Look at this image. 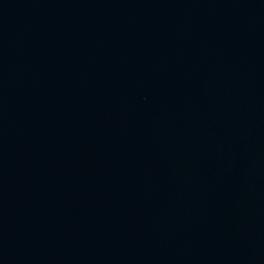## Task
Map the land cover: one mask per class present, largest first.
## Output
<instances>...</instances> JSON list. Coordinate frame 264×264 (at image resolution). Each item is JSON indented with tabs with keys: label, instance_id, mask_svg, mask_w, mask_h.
<instances>
[{
	"label": "water",
	"instance_id": "95a60500",
	"mask_svg": "<svg viewBox=\"0 0 264 264\" xmlns=\"http://www.w3.org/2000/svg\"><path fill=\"white\" fill-rule=\"evenodd\" d=\"M0 264H264V0H0Z\"/></svg>",
	"mask_w": 264,
	"mask_h": 264
}]
</instances>
